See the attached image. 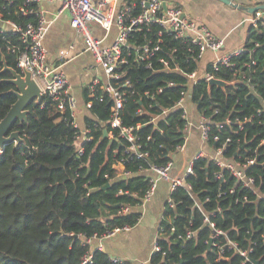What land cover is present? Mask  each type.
Returning a JSON list of instances; mask_svg holds the SVG:
<instances>
[{"label": "trees", "instance_id": "trees-1", "mask_svg": "<svg viewBox=\"0 0 264 264\" xmlns=\"http://www.w3.org/2000/svg\"><path fill=\"white\" fill-rule=\"evenodd\" d=\"M130 4L137 11L138 0ZM21 8L32 12L22 14ZM38 10L36 1L0 0V121L16 101L11 92L15 86L7 81L12 74L3 68L19 72L17 54L24 46L19 34L2 22L23 28L36 23ZM171 45L180 48L176 62L183 72L194 69L186 45ZM244 48L231 59L232 66L212 71L228 86L208 88L199 80L190 90L199 116L211 123L210 149L222 147L223 159L233 164L254 161L244 169L254 179L253 189L229 193L234 182L227 171L221 183L214 179L217 167L212 159L194 161L184 185L169 193L173 206L165 202L156 235L159 251L145 264H242L244 258L233 249L226 248L223 255L216 247L208 249L205 241L211 230L203 224L204 215L224 233L213 243L234 242L240 250L251 249L249 258L264 264V31L250 29ZM251 59L255 63L244 67ZM126 72L132 85L125 90L119 118L122 127L132 129L136 151L126 153L130 143L108 126L111 99L99 91L91 96L88 87L83 92L84 102L91 103L84 117L85 140L75 139L69 112H61L47 97L31 102L26 119L12 124L10 132H18L21 141L0 148V264H81L90 252L91 264H115L103 251L93 250L91 241L137 225L142 197L150 188L149 170L171 162L186 139V119L174 106L186 89L184 77L151 73L135 62ZM170 80L176 85L167 86ZM160 87L162 92L153 99L144 95ZM154 115L158 118L152 122ZM105 129L112 137H104ZM111 162H120L129 175H111ZM188 231L195 238L187 239Z\"/></svg>", "mask_w": 264, "mask_h": 264}, {"label": "built area", "instance_id": "built-area-1", "mask_svg": "<svg viewBox=\"0 0 264 264\" xmlns=\"http://www.w3.org/2000/svg\"><path fill=\"white\" fill-rule=\"evenodd\" d=\"M25 1L29 3L35 0ZM19 11L22 14L32 12L31 9L27 8H21ZM62 11L69 14L70 26L76 36L84 42L85 49L91 54L94 65L102 71V77L94 76L90 81L88 85L90 95L93 96L99 91L102 94H107L111 99L113 104L108 126L112 130H118L119 137L130 143V146L125 150L126 153L136 151L139 148L134 144L135 138L132 129L122 127L119 118V110L126 94L125 90L130 89L132 85L126 72V67L130 62L143 64L144 68L151 73L177 74L184 77L186 83L183 86L186 89L180 91V97L174 106L183 111V117L186 119L184 127L186 136L193 126L189 120L190 112L194 110L197 113L198 123L195 127L199 131L201 142L207 144L211 123L204 117L199 116L196 104L191 101L192 92L190 87L199 80L207 82L209 79L214 78L212 71H216L218 66H232L231 59L245 52L244 47L218 55L223 47L222 39L212 34L206 26L187 18L179 7L164 10L162 0H138L137 11L133 10L131 4L120 5L116 0H60L58 13ZM35 13L36 23H27L23 28H19L11 22H2V26L7 25L11 32L19 34L20 41L24 45L17 54L19 73L21 75L26 72L29 73L30 79L39 88L41 98L47 97L57 103V107L61 112L65 110L69 112L72 126L76 129L75 139L85 140L88 129L85 125L79 126L77 122L78 104L71 93L68 78L61 66H54L49 62L48 52L43 45L49 23L41 10ZM249 23L250 29L258 32L264 31V10L251 13ZM97 28L102 31V36L97 35ZM109 36H112V40L107 44L106 40ZM173 41H179L186 45L185 51L190 55V62L195 64L194 69L183 72L182 67L176 62V56L180 48L171 45ZM255 46L257 45L255 44ZM206 52L214 54L215 57L209 63V69L205 68L199 71V63ZM64 54H69V52L67 51ZM254 63V60L251 59L243 66L249 68ZM242 78L244 79V76ZM175 85V81L170 80L167 82L169 87ZM161 92L162 88L160 87L156 89V92L146 90L144 95L153 99L156 94ZM90 107V102L85 103L86 110H89ZM162 113H165V111ZM157 118L158 116L154 115L151 121L155 122ZM225 123L228 124L229 121L226 120ZM108 137H112V135L108 133ZM213 139L214 141L218 140L216 136ZM226 142L222 146L226 145ZM176 149L178 151L181 147ZM78 153H82L81 148ZM213 153V155H208L198 151L188 162L183 173L176 177H171L169 174L173 166L172 161L166 166L152 167L149 170L150 188L142 197L141 211L150 202L159 181H169L170 193L177 187L184 185L185 177L192 174L193 162L201 157H208L214 161L217 167V171L213 174L215 180L224 183L223 172L227 171L228 176L234 182L229 189V193H233L238 188L253 189L254 179L244 173V169L254 163L252 159H248L244 164H233L223 159L222 147L216 149ZM138 156L141 157L142 155L138 154ZM112 163L121 165L120 162H111L110 164ZM120 175L126 177L129 173L122 171ZM258 197L260 196L258 195ZM243 199L246 201L247 198L243 197ZM166 202L169 203L170 207L173 206L169 198ZM127 210L125 208L123 212L126 213ZM217 211L219 210L217 209ZM203 224L211 230L209 240L205 241L209 249L216 247L219 255H223L226 248L233 249L235 253L244 258L242 264H261L259 260L249 258L251 249L240 250L237 244L231 241H227L223 245L213 243L214 238L223 236L224 233L219 229H215L214 223L210 221V216L204 215ZM130 229L129 227L113 229L97 240L98 245L93 250L102 251L103 240ZM195 236L194 232L188 231L186 233L187 239H193ZM156 238L157 236L153 241L152 253L159 251ZM110 261L115 264H126L128 262L118 257H110ZM91 262L92 254L90 252L83 257L81 264H91Z\"/></svg>", "mask_w": 264, "mask_h": 264}, {"label": "crops", "instance_id": "crops-1", "mask_svg": "<svg viewBox=\"0 0 264 264\" xmlns=\"http://www.w3.org/2000/svg\"><path fill=\"white\" fill-rule=\"evenodd\" d=\"M48 21L47 32L43 45L48 52L49 62L54 66H61L65 72L71 93L77 100L79 126H84V117L89 116L85 109L83 92L88 87L94 76L102 77V71L94 65L91 54L85 49L84 42L76 36L69 23V14L66 11L58 13L60 0H35ZM118 4H130L132 0H116ZM167 8L179 7L190 20L206 26L216 37L222 39L223 47L218 55L241 47L248 41L249 18L251 13L245 9L264 3V0H162ZM97 2V1H96ZM97 35L102 36V31L97 28ZM112 36L106 40L108 44ZM69 54H64L65 52ZM215 55L206 52L200 63L199 71L204 70L214 59ZM189 120L193 124L186 141L173 156V166L170 176H180L188 162L198 151L213 155L207 144H203L199 131L195 127L198 123L197 113L192 110ZM110 164L109 169L114 177L120 176L123 167L120 164ZM169 197V181H159L156 191L150 202L141 211L137 225L129 231L119 233L102 241V251L110 257H118L130 264H145L152 254L153 241L156 237L159 221L166 200ZM92 247L98 245L97 240L91 241Z\"/></svg>", "mask_w": 264, "mask_h": 264}, {"label": "water", "instance_id": "water-1", "mask_svg": "<svg viewBox=\"0 0 264 264\" xmlns=\"http://www.w3.org/2000/svg\"><path fill=\"white\" fill-rule=\"evenodd\" d=\"M220 1L226 3L227 5H230V3L226 0ZM163 9H167V5L165 2H163ZM245 10H247L249 13H254L257 10H264V3ZM3 70H9L12 74V78L7 81L15 86V90H12L11 92L16 96V101L11 105L5 117L0 121V148L3 144L11 141H15L17 144L20 143L21 140L18 132H10V128L12 124L17 120L21 122L26 119V107L31 102L34 101L38 104L41 100L39 88L37 87L35 82L30 79L29 73L26 72L21 75L19 72L11 70L7 67H4ZM228 85L229 83L216 78H212L207 81L208 88H210L211 86L224 88ZM103 135L104 137L108 136V132L106 129L103 131ZM105 187H107V185Z\"/></svg>", "mask_w": 264, "mask_h": 264}, {"label": "rangeland", "instance_id": "rangeland-1", "mask_svg": "<svg viewBox=\"0 0 264 264\" xmlns=\"http://www.w3.org/2000/svg\"><path fill=\"white\" fill-rule=\"evenodd\" d=\"M248 26H250V23L248 24ZM183 146H184V145H183ZM183 146H182V148H183ZM114 164H115V163H114ZM114 164H113V165H114Z\"/></svg>", "mask_w": 264, "mask_h": 264}, {"label": "bare ground", "instance_id": "bare-ground-1", "mask_svg": "<svg viewBox=\"0 0 264 264\" xmlns=\"http://www.w3.org/2000/svg\"><path fill=\"white\" fill-rule=\"evenodd\" d=\"M208 144V143H207Z\"/></svg>", "mask_w": 264, "mask_h": 264}]
</instances>
